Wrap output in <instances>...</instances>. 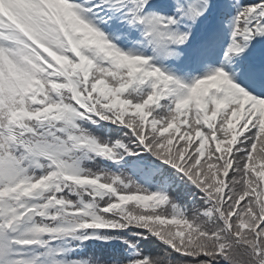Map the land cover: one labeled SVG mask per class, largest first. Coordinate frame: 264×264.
Returning <instances> with one entry per match:
<instances>
[{"label": "snow or ice", "instance_id": "6c2138e0", "mask_svg": "<svg viewBox=\"0 0 264 264\" xmlns=\"http://www.w3.org/2000/svg\"><path fill=\"white\" fill-rule=\"evenodd\" d=\"M0 264H264V0H0Z\"/></svg>", "mask_w": 264, "mask_h": 264}]
</instances>
